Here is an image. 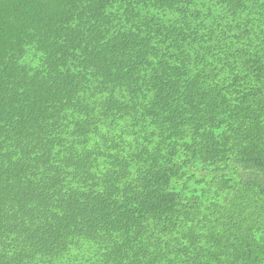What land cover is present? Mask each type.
I'll return each mask as SVG.
<instances>
[{"label":"trees","instance_id":"16d2710c","mask_svg":"<svg viewBox=\"0 0 264 264\" xmlns=\"http://www.w3.org/2000/svg\"><path fill=\"white\" fill-rule=\"evenodd\" d=\"M0 264H264V0H0Z\"/></svg>","mask_w":264,"mask_h":264}]
</instances>
